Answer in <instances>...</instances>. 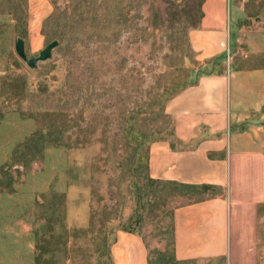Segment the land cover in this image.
Masks as SVG:
<instances>
[{
    "label": "rangeland",
    "instance_id": "obj_1",
    "mask_svg": "<svg viewBox=\"0 0 264 264\" xmlns=\"http://www.w3.org/2000/svg\"><path fill=\"white\" fill-rule=\"evenodd\" d=\"M242 1L246 18L233 25L234 3ZM47 3L0 0L4 259L111 264L109 247L122 230L141 237L150 264H264L261 209L256 231L237 235L226 257L177 260L173 211L200 194L152 180L147 170L149 145L171 140L165 108L180 88L203 73L264 63L251 53L264 48V0H229L220 63L197 60L189 45L203 0ZM53 41L51 58L30 68L26 62ZM248 115L236 128L262 129L264 151V119Z\"/></svg>",
    "mask_w": 264,
    "mask_h": 264
},
{
    "label": "crops",
    "instance_id": "obj_2",
    "mask_svg": "<svg viewBox=\"0 0 264 264\" xmlns=\"http://www.w3.org/2000/svg\"><path fill=\"white\" fill-rule=\"evenodd\" d=\"M28 1L29 7H49L47 0ZM228 3L203 0L199 27L189 34L197 60L224 52L230 35ZM243 3H234L233 25L246 18ZM251 53L264 56V48L251 49ZM165 111L171 117L174 136L149 145V177L200 194L197 200L173 211L174 256L181 261L226 257L235 237L256 231L263 218L259 214L260 209L264 212L262 129H237L236 125L250 112L264 119V63L201 76L177 92ZM109 257L111 264H148L143 240L129 231L116 232ZM0 264L39 261L33 257L4 259L0 254Z\"/></svg>",
    "mask_w": 264,
    "mask_h": 264
},
{
    "label": "water",
    "instance_id": "obj_3",
    "mask_svg": "<svg viewBox=\"0 0 264 264\" xmlns=\"http://www.w3.org/2000/svg\"><path fill=\"white\" fill-rule=\"evenodd\" d=\"M58 45L57 41H53L49 43L43 50L39 52V55L35 58L29 59L26 63L30 68H35L37 66V62L46 61L51 58L52 50ZM15 49L17 54L24 58V42L22 39H18L15 44Z\"/></svg>",
    "mask_w": 264,
    "mask_h": 264
},
{
    "label": "trees",
    "instance_id": "obj_4",
    "mask_svg": "<svg viewBox=\"0 0 264 264\" xmlns=\"http://www.w3.org/2000/svg\"><path fill=\"white\" fill-rule=\"evenodd\" d=\"M198 12H199V15H200V16H199V19H200L201 16H202L201 8L198 10ZM187 15H188L190 18H192V16H193V15L191 14V12H189V11H188ZM220 58H221V56L218 55V56L212 57V58H210V59L216 60L217 62L220 63ZM217 70H218V67L215 65V66H214V71H217ZM224 71H225V70L223 69V70H220L219 72H216V73H207V74L203 73V74L199 75L196 79L194 78L195 80H194L193 82H191L190 84L196 83L197 80H198V78L201 77V76L212 75V74H222V73H224ZM188 85H189V84H188ZM184 87H186V86H184ZM184 87L180 88L177 92H179V91H180L181 89H183ZM177 92H176V93H177ZM176 93H175V94H176ZM175 94H174V95H175ZM174 95H173V96H174ZM173 96H172V97H173ZM172 97H171V98H172ZM171 98H170V99H171ZM170 99H169V100H170ZM169 100H168V101H169ZM173 136H174V135H173V130H172V133H171V140H172ZM129 232H131V231H129ZM148 264H150L149 261H148Z\"/></svg>",
    "mask_w": 264,
    "mask_h": 264
}]
</instances>
